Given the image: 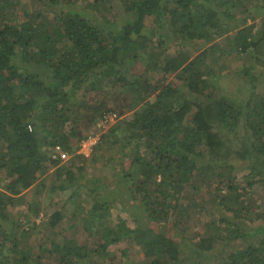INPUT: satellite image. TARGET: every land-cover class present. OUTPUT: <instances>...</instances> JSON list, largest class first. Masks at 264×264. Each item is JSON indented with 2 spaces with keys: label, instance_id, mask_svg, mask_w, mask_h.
<instances>
[{
  "label": "trees",
  "instance_id": "16d2710c",
  "mask_svg": "<svg viewBox=\"0 0 264 264\" xmlns=\"http://www.w3.org/2000/svg\"><path fill=\"white\" fill-rule=\"evenodd\" d=\"M0 1L7 14L21 17L15 26L5 24L11 17L0 19V174L12 195L0 192V264H82L88 257L104 264L108 248L131 235L143 264H264V215L255 198L264 188V18L256 31L251 9L264 0H120L125 18L106 28L110 20L75 8L82 0H49L48 15L30 9L32 0ZM140 60L146 68L138 75L129 65ZM223 66L231 73L226 85ZM235 72L253 81L248 93L237 90L246 94L242 103L231 91ZM110 112L126 116L97 147L111 157L105 150L91 158L77 154L96 131L94 120ZM133 127L136 133L128 135ZM57 147L69 162L54 157ZM126 156L131 164L119 173L131 192L144 191L143 218L131 217L132 227L113 218V203L97 193L96 182L87 186L89 169H109V179L119 183L108 163ZM233 156L249 172L238 186L235 164L213 165ZM203 158L209 168L196 181L198 190L209 189L210 176H217L229 193L219 209L207 210L209 219L193 238L181 234L178 243L158 230L186 231L196 201L185 191ZM53 169L52 190L62 193L57 204L64 211L40 224L44 237L34 251L8 213L18 207L10 200ZM64 216L72 227L84 223V245L71 236L55 243Z\"/></svg>",
  "mask_w": 264,
  "mask_h": 264
},
{
  "label": "rangeland",
  "instance_id": "374dc122",
  "mask_svg": "<svg viewBox=\"0 0 264 264\" xmlns=\"http://www.w3.org/2000/svg\"><path fill=\"white\" fill-rule=\"evenodd\" d=\"M48 1L49 0H32L30 2V9H32L33 11L34 10L43 11V15H48L50 12V10L46 8V4H47L46 2ZM78 4L79 5H77V7L75 8L79 9L81 12L85 11L86 13L84 14L85 16H88V17L98 16L100 18L102 16L110 20L108 26H104V28L109 27V26L111 27L112 25L118 26L121 24L122 20L125 18V15L123 14L124 10L122 9V6H121L122 3L120 0H82ZM263 4H258L257 7L253 6L251 8L253 14L257 16V20H258L257 22L259 24L258 28L255 29L256 31L260 29V25L264 18ZM0 9H1L0 19H4L6 16L12 18V20L10 19L5 20L6 21L5 24L10 25V26H15L17 25L15 23L20 22L19 19H21V17L19 15L15 16L12 13L7 14L6 8L3 7L2 1H0ZM104 9L110 12L112 11L110 13V16H106V14H104V12L102 11ZM102 21L105 22L103 19ZM253 22H254L253 20L248 19L249 25H252ZM179 26H183V21L181 22V25ZM0 28H2V26ZM144 33H145V30H144ZM169 33L171 35V31H169ZM222 37H226V35L221 36L220 39H216L214 41H220L221 39H223ZM169 38L172 39L173 37H169ZM185 38H191V37H185ZM156 39L158 41L162 40L163 42L162 37H158V35ZM152 58L157 60V62H161L162 60V57L159 55H155V56L152 55ZM129 68H131L133 73L140 75L141 73L145 71L146 62L143 60H140L139 62H136L135 64H130ZM38 69L39 71H43V72L48 70L47 72L44 73L45 75L50 73V70L45 67L42 68V66H40ZM215 69L216 70L214 71L216 73L220 72L218 68H215ZM224 69L225 70L223 73L224 74L223 78L221 79V84L226 85V84H229L228 76L231 73L229 70L226 69V66L224 67ZM148 76H153V75L148 73ZM154 79H155L154 83L157 85H160V82H161L160 75L155 73ZM176 84H177V81L175 80L171 88L173 89L176 88L177 87ZM230 85H231L232 93L236 91L234 96L238 100L242 101L243 99L241 98L245 97L246 94L243 95V92H239L237 90L247 89L246 93H248L249 90L252 89L253 81H251L250 78L243 77L240 73L235 72V73H232V80H230ZM222 97L225 98V96H222ZM175 98L176 100H181L179 95L175 96ZM134 111L141 112L142 107L139 106L135 108ZM134 111H132L131 113H128L126 116H131ZM126 116L118 117L116 114L111 113V112L103 113L99 115L94 120L95 125H94L93 130H96V131L93 132L90 138H87L86 140L82 141L79 144L77 154H82L87 158H91L93 156V153L96 154L97 156H100L102 154L101 151L105 150L106 156L111 157L110 152L106 150L105 146H101L99 149L97 147L99 145V142L102 136L106 135L109 130L120 128V126L122 125L123 119ZM45 133L46 132H44L43 135H45ZM135 133H136L135 128L133 127L130 130L128 135L130 134L133 135ZM239 133H240L239 135H242V128L240 129ZM108 139L109 138H105L104 140L107 141ZM124 140L125 139H123L122 142ZM127 141L128 140L126 139V142ZM69 159H70V156H68V159L66 161H62V162L67 163L69 162L68 161ZM236 162H241V161L237 157L233 156L232 158L226 157L225 159L219 162H215V163L213 162V165L217 166V165H223L225 163L235 164L236 170H234L233 172L227 170L223 174L226 175L228 179V174L232 172V177L238 179V182L235 185V186H238L239 184L242 183L241 182L242 175H244V173H249V172L246 168H244L243 166H240V164ZM208 163H209V160L203 158V160L198 164V166L195 167L194 172H193V177L190 176L191 178L189 179L188 187L185 191L186 193H188V195H193V200L196 201L194 204L195 208L191 210V214L189 216L190 220L188 221V224L186 223L183 226V229H186V231L182 233V230H178V228L176 227L174 230H172L170 227H163V226H161L160 229L158 230L159 232H164L172 236L174 240L178 243H179V237L181 236V234L187 235L189 239L193 238L194 234H197L199 232L204 222H207V219H209L207 217V210L210 208L214 210L219 209V207H217L216 204L219 203V201L221 200V197H225L229 193V191L225 189V185L222 182L224 181V179L220 180L217 176L215 177L212 176V178L210 176L212 185L209 189L203 188L201 192L198 190L199 186L196 181L199 178L204 177L206 168H209L208 166H206V164ZM130 164H131V159L127 156L123 159L118 157V158H115L109 161L108 168L111 167L112 169L111 173L113 174V171H114L116 174L118 173L121 176L119 179L120 180L119 183L113 182L111 179H109L110 178L109 169L103 170L104 173L102 172L101 169H98V170L89 169L88 172H90V174L88 175V177L91 179L92 184H89L87 186H92L93 184H95L93 182H96V186L98 187L97 193L101 194L105 199L113 203V212H112L113 218L119 222H123L127 219L129 220L128 226L132 227L134 226V224H133V219L131 217L143 218L145 206L142 203L143 201L142 198H144V191L137 192L136 190H134L133 192H131V190L129 189V185H131V183H129L128 186H126L125 177L123 176L122 173H119V170L117 169L119 168V166L122 167L123 169H126L128 168ZM107 171H108V175L106 173ZM1 179H4V178L0 174V192L3 191L6 193V191L8 192L7 185L5 183V180L1 181ZM160 180H161V177H160ZM40 181H42V186H40ZM55 184L56 183H55L54 169H53L48 174L42 176V179L36 181V183L33 184L31 188H27L26 190L21 189L20 194L18 196H14L13 199L10 200V203L12 204L17 202L18 207L17 206L14 208L10 207L8 210V213L9 215L11 213L14 214L12 216L14 222L18 223L20 227L23 228L21 230L22 231L21 238H23L24 243H27V245L29 247H32V250L34 251L38 250V247L41 244V239L44 237L41 234L38 236V232H37L38 230L42 228L41 225L43 224V221L47 219L48 217L50 218V216L56 211H59V210L64 211L62 205L57 204V201L60 202V200L62 199L61 197L62 193L60 191L52 190L53 189L52 187H54ZM194 185H196L195 190L193 187ZM114 189L121 190L122 193L116 194L114 192ZM193 190L195 192H193ZM258 191H260L263 198L261 197ZM258 191L255 193V198L259 201V204L262 207L261 211H263L262 214L264 215V188L262 187ZM109 192H113L114 194H110ZM193 193L195 194V196ZM7 195L12 197V195H10L9 192ZM169 195H173V193H170ZM5 198H6V194H5ZM180 199H183L185 202L186 198L184 196V192H182ZM193 200L191 201V203L193 202ZM34 204L39 205L40 207H36L35 205L32 208V205ZM36 211H39V212L37 213ZM198 214L199 216L197 217ZM64 219L65 220L59 224L60 227L58 226V228L56 229L59 235L57 236L58 238L55 243H58V241H65L66 239H69V237L71 236L72 238L75 237L76 239H78L81 246L84 245L85 241L87 240V234L85 233L84 226H83L84 223L83 224L79 223L78 225H73L72 227L71 225L73 223L69 222V219L67 218V216H64ZM89 224H90V221H89ZM226 227L229 228L228 226ZM56 230H55V233H56ZM28 246L26 248H29ZM38 254L40 253L38 252ZM107 254L108 256H106L105 258L106 263L104 264H143L142 260H143L144 254L141 253L140 247L139 245H137L136 241L134 240V236L132 235L128 238L125 237L121 242L117 244L111 245L108 248ZM87 259L84 262H82V264H98L99 262V260H94V259L90 260L89 257ZM168 259L169 258L166 257V260Z\"/></svg>",
  "mask_w": 264,
  "mask_h": 264
},
{
  "label": "built area",
  "instance_id": "2783aa9c",
  "mask_svg": "<svg viewBox=\"0 0 264 264\" xmlns=\"http://www.w3.org/2000/svg\"><path fill=\"white\" fill-rule=\"evenodd\" d=\"M59 156L61 160L66 161L68 159V155L61 150L60 147L56 148V153L54 157Z\"/></svg>",
  "mask_w": 264,
  "mask_h": 264
},
{
  "label": "clouds",
  "instance_id": "9594fccd",
  "mask_svg": "<svg viewBox=\"0 0 264 264\" xmlns=\"http://www.w3.org/2000/svg\"><path fill=\"white\" fill-rule=\"evenodd\" d=\"M241 99H243V97L241 98ZM243 101V100H242ZM242 101H241V103H242ZM28 129L29 130H31V127H28ZM55 153H56V149H55ZM63 160H61V162H62Z\"/></svg>",
  "mask_w": 264,
  "mask_h": 264
}]
</instances>
